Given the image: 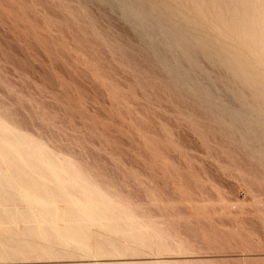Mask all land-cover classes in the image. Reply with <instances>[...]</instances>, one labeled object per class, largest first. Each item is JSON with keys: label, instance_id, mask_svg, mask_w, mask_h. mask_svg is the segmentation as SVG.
Listing matches in <instances>:
<instances>
[{"label": "rangeland", "instance_id": "rangeland-1", "mask_svg": "<svg viewBox=\"0 0 264 264\" xmlns=\"http://www.w3.org/2000/svg\"><path fill=\"white\" fill-rule=\"evenodd\" d=\"M155 1L0 0V124L2 123L4 127L6 126L4 124H8L7 128L11 126V132H14V128L19 134L28 135V137L22 135L26 139L30 136L32 139H29L33 143L42 142L43 147L46 146L45 149H49V153L46 152L48 155L50 154L47 156L48 162L50 159V164L54 165L53 161H56L55 164H57V161L62 158L61 160H65L64 162L70 168L78 166L76 169L80 168L79 172H83L89 178L90 181H87L88 179L83 176L87 183L91 185L94 183L93 185L98 186L103 193L109 194L107 196L112 202L118 201L119 205H123L122 207L129 208L130 214L133 213V217L136 215V222L139 221L140 224L143 221L141 229L146 231L138 229L140 228L139 224V227L134 226L137 223L131 224L135 221L128 222L130 225L123 223V221L127 223L126 219L131 215L125 216V218L122 213L120 214L122 216L119 217H124L125 220L121 218L123 224H117V227L114 223L113 228L119 230L125 228L126 230L128 226L137 227L134 230L131 227L132 233L130 234H134L138 238L140 236L141 239L144 238V241L150 240L154 246L157 243H162L168 248L164 250H159L156 247H147L148 249H146L145 246L142 248L137 246V248L134 243L138 238L133 240L127 232L121 230L119 234V230L114 231L113 228V230L108 228L109 232L104 231V233L103 225L106 224L101 223L104 227L102 228L101 224L98 225L92 221L93 227L90 226L92 223L88 225V230L89 226L91 230L88 233L91 234L85 236L88 238V242L84 239L88 249L87 247L78 249L76 247L80 245L78 243L76 246L73 245L72 243L76 241L73 238H69L70 241L65 242L54 237H44L42 230L47 228L48 221H41L39 219L41 217L38 218L39 220L31 217V219L35 218V220L32 219L33 221L26 218L28 219L26 221V211L24 210L27 209L26 203L16 199L15 202H9L11 204L0 203V206L3 204V207L12 208L11 213H13L9 214L10 216L5 214L7 217L3 219L5 213L3 212L0 217L3 219L0 220L2 221L0 225L4 227H0L1 233L7 240H1L0 264H142V262L143 264H145L144 262L146 264H161L162 262L165 264L164 261L171 264H185L186 262L190 264H264V102H262L264 97L261 101L259 100L264 93L262 94V91L259 90L260 85H263L260 81L261 77L257 80L253 73L255 71L258 75L260 72L259 76H263L264 57H262V53L264 54V52L261 51L264 47H261L260 43L255 45L253 42L252 44L251 37L247 33V36L244 35L247 31H243L241 24L242 20L246 19L245 15L247 16L250 12L251 16H248L253 17L252 14L261 9L259 13L262 15L264 0L262 3L259 1L261 4L254 0L255 4L259 3V9L254 8L256 5H253V1L251 4L249 0L244 3V5L248 3L247 6L238 5V7H235L237 6L235 4L240 2L242 5L244 0H236L238 3L234 0L235 4L231 1L229 3V0H221L225 3L215 0L217 4L220 3L218 5L212 0L216 6L221 4L226 6V3L235 5L234 9L233 5L231 7L222 5L225 9L221 6L220 10L215 6L216 11L210 0H203L204 3L201 0H198L200 2L194 0L199 8L202 7L201 10L195 9L194 5L196 4L192 0H164V3L167 4L171 1L170 5L165 4L167 9L164 7L163 1L159 0L158 4ZM172 1L174 2L172 3ZM178 1L180 2L178 3ZM183 1H188V3L185 2V4ZM190 1L193 4H190ZM150 2L154 5L152 6ZM202 3L204 5H201ZM249 3L253 6H251L253 10L258 9V11H251ZM130 4L136 8L130 7ZM140 4L141 7H139ZM142 4L148 7H144ZM160 4L164 9L159 6ZM187 4H190L191 9L193 7L194 13L193 9L187 10L189 8ZM209 4L212 6L209 7ZM181 5L187 8L185 9L187 12L184 11V7L182 8L185 15L180 8ZM241 7L248 13L243 12ZM156 8L158 11L160 10V13H157ZM204 8H206L205 11L202 10ZM208 8L209 10L212 8L213 12L212 10L208 11ZM226 8L229 13L230 10L236 11L237 8V13L242 12V15L239 14L242 19L237 18L238 14L234 16L236 14L234 11H231V13H235L232 14L234 18H230L231 15ZM168 9H172L174 12V14L172 10V14L168 12L169 17L182 11L181 15L177 13L181 17L175 15L174 20L170 19L167 17ZM222 9L226 10L227 14L224 11L223 13ZM150 10L152 13L155 11V14H150ZM163 10H166V14ZM196 10L201 11V14L198 12V15H195ZM217 10L221 11L219 15L224 14L228 20L233 19L234 21L237 18L234 24L233 21L228 24L230 21L227 20L228 23L225 25L226 18L218 16ZM214 11L216 14L213 16ZM209 12H212L211 16ZM141 14L142 16H140ZM155 15L160 17L157 19ZM165 15L167 16L165 17ZM255 15L258 16V13ZM184 16L189 19L192 16L197 17L196 20H199L201 25L192 17L191 20L195 22L190 20L191 28L194 27V23L198 28H193L191 33L190 24H187L189 19L186 18L188 22L185 23ZM136 17L140 19L138 18V20ZM148 17H152V19ZM163 17L165 19H161ZM176 17L178 19H175ZM149 19L151 23L148 22ZM153 19L154 21L156 19L159 25H155L157 23L154 24ZM159 19L163 20V26ZM248 19L247 17L246 20ZM178 20L179 22L183 20L180 26L178 25L180 23H177ZM210 20L213 23H210ZM214 20L219 21L218 26H214L217 24ZM223 20L222 24L225 27L219 25ZM174 22L180 27L176 26L179 29L173 28L176 25ZM144 23L147 24L144 25ZM166 23L168 25H164ZM232 24L238 27V30L241 26L239 32L240 37L245 36L243 37L244 41L238 35L234 37L236 36L233 29L235 27ZM172 25L174 26L170 31ZM202 25H204L203 28ZM156 26H158L157 31ZM161 26L164 27L163 30ZM212 26L214 27L212 28ZM227 26L230 28L228 29ZM167 27L170 30H167ZM199 28L203 31L198 30ZM214 28L217 31L213 32ZM217 28H221L220 31ZM222 29L224 31H221ZM227 29L231 30V36L230 33H227L229 32L226 31ZM151 31L153 32L151 33ZM168 31L175 37V33H178L179 39L174 37V40L181 42L182 39H185L184 43L181 42L183 46L179 42L177 44L181 45V52V47L176 45L177 41L173 42L172 36L167 34ZM221 32L227 35L225 36ZM235 32L239 34L237 30ZM213 33H219L218 39ZM192 34L194 35L192 38L196 39L198 36L202 38L204 35L203 38L206 40L200 38L201 42L195 39V47L189 49V46H193L191 44L195 42L191 38L189 39ZM196 34H198L197 37H195ZM167 35L171 38H168ZM210 36H214L218 41L222 40V43L213 40L214 38L212 39ZM219 36L221 37L219 38ZM247 37L250 38L251 43ZM209 38L213 40L214 44L210 40L207 41ZM224 38L230 40L232 44L230 42L228 44V41H226L227 44H223ZM237 38L241 39L243 43L236 40ZM245 38L248 39V42H245ZM166 41L170 42L172 46L169 43L167 47ZM186 41L192 43L188 42V44ZM203 41L205 42L203 43ZM198 42L202 43L201 46L205 44V47H200ZM218 43L219 45H217ZM215 44L221 48L220 51L218 48L217 52L213 49L217 47ZM230 44L233 47H230ZM234 44L237 46L245 44L247 49L255 45L252 49L253 51L256 49L254 54L257 58L250 50L248 59L247 52H245L247 49L243 47L240 51L241 47L238 46L237 49ZM221 45L223 47L226 45L225 48L230 47L229 49L224 48L227 53L230 52V55L236 52L233 55L235 57L228 58L229 53H222L224 50L223 47H219ZM175 46L176 49H174ZM171 47L175 51L178 48L177 52L181 54L168 49ZM196 48H200L201 51ZM184 49L185 51H183ZM189 50L190 52L197 50L199 53L191 52L192 54L196 53L194 54L196 57L193 55L192 59V55L190 57L187 53ZM202 51L212 52H208L209 56H206ZM260 52L262 58L258 56ZM209 53L214 56L212 57ZM217 53H221V56ZM244 53L246 56L242 58ZM236 54L238 57L242 55L239 59L242 58L244 61L238 59L240 64L236 61L238 58ZM186 55H189V58ZM220 57L226 58L227 62ZM190 58L193 61L187 60ZM194 58L198 60L194 61ZM254 58L257 61L260 59V64H256L252 60ZM184 59L187 60L186 63ZM229 59L235 60L234 64H239L240 71L237 70L236 66L238 65H234L233 61L228 63ZM174 60L175 63H173ZM219 60L229 64L225 63L228 67L231 64V73L233 70L242 73V67L246 78L243 74L245 79L242 78L243 76L237 71L233 72L231 76L229 68L224 67V63H220ZM249 63L260 66L263 70L256 72L259 67L257 68L255 65H251L252 69H249L250 66H246L250 65ZM252 66H255L257 70L256 68L254 70ZM246 68L252 70H248L252 74L247 73ZM248 74L253 75V77L250 76L252 82L256 79L255 83L260 84H257V88H253L256 87L253 86L254 83L250 85L252 82L249 83ZM235 75L241 83L237 78H233ZM257 75L256 77H258ZM243 80L248 84L244 83V86ZM194 84L196 88H194ZM249 86L250 89L253 86L252 90H249ZM261 88L263 89V87ZM256 91H258L257 94H255ZM258 93H261L262 96ZM248 98L250 99L248 100ZM230 111L234 112L233 116L231 113L229 114ZM252 111H254V115ZM259 112L263 114L261 115ZM241 113L247 120L250 119L251 125L255 123L257 125L248 124ZM241 116H243L242 119ZM249 116L257 117L252 121V118H248ZM231 117L234 118L231 119ZM256 119L259 122L254 121ZM14 133L19 135L16 131ZM6 134L0 133L1 136ZM50 152L54 156L51 157ZM67 159L71 162L67 163ZM73 161L77 163V166ZM1 164L3 166V162ZM4 166H6L5 163ZM4 166L3 168H6ZM73 171L77 172L74 169ZM83 174L81 173V176ZM14 179L16 180V178ZM15 180L13 181L15 183L11 181V183L9 182L10 186L5 187L7 188L6 192L8 190L14 194V191H18L16 188L22 186L18 180ZM10 188L12 189L10 190ZM1 200L3 201L0 198ZM18 204H25L26 208L22 205L18 206ZM63 204L64 201H61V205L57 202L60 212L66 210V206H64L66 204ZM11 205L15 207L13 208ZM9 209L5 210L10 211ZM0 211L2 213L3 208H0ZM20 211H25L22 213H25L24 218ZM17 214L19 215L17 216ZM12 215L13 219H11ZM19 216H21L20 219H18ZM65 216L66 214L59 215L57 217L59 220L56 218L53 225L63 228L69 219V217L66 219ZM131 217L129 218L131 219ZM31 226L44 227L40 229L41 236L29 234L31 232L29 230L33 228ZM24 228L25 230H23ZM23 231L24 233H21ZM26 231L27 233H25ZM47 231L48 228L45 233ZM134 231L137 235L143 231L142 236L140 234L137 236L133 233ZM114 232L116 233L114 234ZM15 233H18L19 237ZM2 235H0V239ZM10 241L12 242L9 243ZM23 241L25 243L27 241V246ZM111 241L123 242L125 250L109 249L111 251L109 254L110 251L99 249V253L95 249L98 243L100 245L103 242L111 243ZM3 242L9 246L12 244L9 248L16 247L7 250L8 246L6 247ZM18 243H22L21 246ZM32 244H35L37 249L43 246L44 250H42L43 247L42 249L40 247L36 251ZM2 245L6 249H3ZM133 247H136L135 250ZM19 248L20 250H18Z\"/></svg>", "mask_w": 264, "mask_h": 264}, {"label": "bare ground", "instance_id": "bare-ground-1", "mask_svg": "<svg viewBox=\"0 0 264 264\" xmlns=\"http://www.w3.org/2000/svg\"><path fill=\"white\" fill-rule=\"evenodd\" d=\"M119 1H121V0H119ZM128 1H130V0H128ZM157 1V2H156ZM155 2H156V4H158V1L159 0H156ZM164 5L165 4H167L166 2L164 3V0H160ZM159 1V2H160ZM169 1V0H168ZM175 1H177V0H175ZM189 1V0H188ZM188 1H183L184 3L185 2H187L188 3ZM194 3H195V1L194 0H192ZM196 1H198V0H196ZM202 2H203V0H201ZM217 2L219 1V0H216ZM216 1L214 0V2H215V4H217L216 3ZM221 1V0H220ZM225 1V0H224ZM224 1H221V2H224ZM230 1L231 2H233L234 4H235V2H234V0L232 1V0H229V3H230ZM236 1V0H235ZM239 1V0H238ZM251 1H253L254 2V8H258L259 9V7H260V5H259V3L261 2L262 3V0H257V2H259L258 3V5H259V7H258V5L257 4H255V1L254 0H249V2H251ZM123 2V1H122ZM121 2V3H122ZM133 2V1H132ZM132 2H129V3H132ZM171 2V1H170ZM170 2H168V4L170 3ZM174 1H172V3H173ZM180 1H178V3H179ZM191 2V1H190ZM198 2H200V1H198ZM212 2V3H211ZM228 2V1H227ZM245 2H248L247 0L245 1L244 0V2H242L243 4L241 5L240 4V2H239V4H235V5H237V6H235V5H233L232 3V5H233V9L235 8V7H238V5L239 6H245L246 4L248 5V3H246L245 5H244V3ZM264 2V1H263ZM142 3H144V2H142ZM151 4H152V2H150ZM149 3V4H150ZM161 3V4H162ZM204 3V2H203ZM201 4V5H204V4ZM206 3H207V1H206ZM210 3L213 5L214 3H213V1L212 0H210ZM225 3V2H224ZM229 3L227 4L226 3V6H225V4L223 5V4H221L220 6H216L215 4H214V6H212V5H210L209 4V7L210 6H212L213 8L216 6V7H218L219 8V10L221 9L220 7L223 5V6H225V7H227V5H229ZM236 3H238L237 1H236ZM260 3V4H261ZM124 4V3H123ZM135 4V3H134ZM134 4H132V5H134ZM136 4H138V3H136ZM135 4V5H136ZM148 4V5H149ZM151 4H150V6H151ZM161 4L159 5V6H161ZM167 4V5H168ZM171 4V3H170ZM169 4V5H170ZM186 4V3H185ZM184 4V5H185ZM190 4H193L192 2L190 3ZM190 4H187V5H189V8L191 7L190 6ZM196 4V3H195ZM218 4H220V3H218ZM217 4V5H218ZM250 4V3H249ZM251 4H252V2H251ZM250 4V6H249V9H251V11L253 10L252 8H251V5ZM128 5V4H127ZM143 5V4H142ZM147 5V4H146ZM154 4H152V6H153ZM174 5H175V3H174ZM232 5H229L230 7L232 6ZM246 5V6H247ZM123 6V5H122ZM144 7H148V6H145V5H143ZM142 6V7H143ZM152 6H151V9H152ZM156 6V5H155ZM158 6V5H157ZM156 6V7H157ZM163 6V5H162ZM161 6V7H162ZM178 6V5H177ZM180 6V5H179ZM193 6V5H192ZM194 6H196V8L195 9H199V10H201V8L202 7H198V4H196V5H194ZM222 6V7H223ZM235 6V7H234ZM262 6V5H261ZM124 7H126V5L124 4ZM123 7V8H124ZM130 7H135V6H131V4H130ZM139 7H141V4H140V6ZM165 8H166V5L164 6ZM164 7H162L163 9H164ZM184 7V11L185 12H187V10H192L193 9V7H192V9L190 8H185V6H183ZM182 5H181V10H182ZM188 7V6H187ZM198 7V8H197ZM253 7V6H252ZM128 8V7H127ZM136 8V7H135ZM150 8V7H149ZM179 8V7H178ZM246 8V7H245ZM125 9V8H124ZM130 9V8H129ZM155 9V8H154ZM167 9V8H166ZM173 10L175 9V8H172ZM172 9H168L169 11H167V13L168 12H170V14H172L171 13V10ZM177 9V8H176ZM185 9H187V10H185ZM205 9L206 8H204V9H202L203 11H205ZM215 9V11H216V9L217 8H214ZM223 9H225L224 7H223ZM221 10L222 12L224 11V10ZM228 9H230V8H228ZM230 10V13H229V11L227 10V8H226V10L228 11V13L231 15V17L230 18H232L233 17V13L234 12H236V14L234 15V16H236L237 14V18L238 17H240V19H242V17H241V15H242V12L241 13H237V8H236V11L235 10ZM242 9H244V8H242L241 7V10ZM248 9V10H249ZM258 9L256 10V9H254L253 10V12H255V11H258ZM132 10V9H131ZM173 10H172V12H173ZM178 10V9H177ZM199 10L197 11L196 10V14L195 15H198V12H199ZM210 10H212V12H213V9L212 8H210ZM209 10V8H208V11H210ZM224 11V12H226V14H227V11ZM240 10V8H239V11H241ZM127 11V10H126ZM134 11V10H133ZM133 11H131V12H133ZM147 11V10H146ZM148 11H149V9H148ZM147 11V12H148ZM151 11V10H150ZM156 11H158L157 10V8H156ZM164 11V10H163ZM166 11V10H165ZM165 11H164V13H165ZM183 11V10H182ZM182 11H181V13H182ZM184 11H183V15H185V13H184ZM208 11H206L207 12V14H208ZM215 11H214V13H212V12H209L210 13V16H211V13L213 14V16L216 14L215 13ZM221 11H219L220 13H221ZM231 11H234V12H232L231 13ZM243 12L245 11V12H247L248 13V11L245 9V10H242ZM263 11V10H262ZM175 12H176V10H175ZM179 12H180V10H179ZM189 12V11H188ZM206 12H205V14H206ZM217 12H218V10H217ZM218 12V16H221V15H219L220 13ZM223 12V13H224ZM250 12V11H249ZM259 12H261V9L257 12L258 13V16L260 15V17H258L257 15H255L254 16V14H257L256 12L255 13H253L252 15H253V17H249V16H251V15H245V18L247 19V17L249 18L248 20H246L245 18V20H242L243 21V23H241L242 24V29H243V31H247V32H245L244 33V35H246V33L249 35V37H251V39H252V44H253V42H255L254 44L256 45L257 43H260L262 46L261 47H264V12L262 13V15H261V13H259ZM150 14L152 13V11L151 12H149ZM148 13V14H149ZM157 13H160V10L157 12ZM156 13V14H157ZM161 13H162V10H161ZM178 13V12H177ZM177 13H175V15L176 16H178V17H181V16H179V15H177ZM181 13H178V14H180L181 15ZM193 13H194V9H193ZM128 14V13H127ZM146 14V13H145ZM152 14H155V11H154V13H152ZM166 14V13H165ZM173 14H174V12H173ZM199 14H201V11L199 12ZM203 15H205L204 13H202ZM225 14V15H226ZM228 14V15H229ZM239 14H241V15H239ZM245 14V13H244ZM147 15V14H146ZM145 15V16H146ZM175 15H173V17H172V15H170V17H169V13H168V16L167 15H165V17L167 16V17H169L170 19L172 18H174L175 17ZM192 15V14H191ZM227 15V16H228ZM139 16V15H138ZM140 16H142V14L140 15ZM144 16V17H145ZM151 16V15H150ZM153 16V15H152ZM156 16V15H155ZM154 16V17H155ZM163 16V15H162ZM187 16V15H186ZM188 16H190V15H188ZM187 16V17H188ZM199 16H202V15H199ZM199 16H198V19H200L199 18ZM217 16V15H216ZM160 16L158 15V17L156 16V18L158 19ZM183 17V16H182ZM185 17V16H184ZM187 17H185V19L187 18ZM193 17V19L195 20V21H197L196 20V18H194V16H192ZM192 17H190L191 19H192ZM203 17V16H202ZM209 17V16H208ZM221 17H223V19H224V17L226 18L225 20L227 21L228 19H227V17L226 16H224V14H222V16ZM220 17V19L222 20V18ZM244 17V16H243ZM137 18V17H136ZM139 18V17H138ZM137 18V19H138ZM146 18V17H145ZM144 18V19H145ZM148 18H150V17H148ZM210 18H215V17H210ZM217 18V17H216ZM234 18V17H233ZM236 18V19H237ZM140 19V18H139ZM138 19V20H139ZM147 19V18H146ZM150 19H152V17L150 18ZM150 19L148 20V22H150ZM161 19H165L164 17L163 18H161ZM167 20H168V18H166ZM175 19H178L177 17L175 18ZM180 20H181V18H179ZM183 20H184V18H182ZM187 19H189V18H187ZM187 19L185 20V23H187L188 21H189V23H187V24H190V28L189 29H191V33H192V29L193 28H195V27H197V26H195L196 25V23H194L195 25H194V27L193 28H191V22H195V21H192L191 19H189L188 21H187ZM205 19H207L206 17H205ZM220 19H218V20H220ZM235 19V20H236ZM239 19V18H238ZM141 20H142V18H141ZM140 20V21H141ZM174 20V19H173ZM173 20H171V21H173ZM182 20V21H183ZM190 20H191V22H190ZM202 20V19H201ZM204 20V19H203ZM217 20V19H216ZM216 20H214L217 24H214V26L215 25H217L218 26V22L216 21ZM220 20V21H221ZM234 20V21H235ZM144 21V20H143ZM157 20L155 19V21H154V19H153V23L155 24V22H156ZM159 21H160V19H159ZM176 21V20H175ZM182 21H180L179 22V20H178V22L177 23H180V24H178L179 26L182 24L181 22ZM199 21V20H198ZM197 21V22H198ZM207 21V20H206ZM225 21V22H226ZM228 21H230V23H228ZM226 23H225V25L228 23V24H231V22L233 21V19L231 20H228ZM234 21H233V24H234ZM239 21V20H238ZM142 22V21H141ZM161 22V24L162 23H164L163 22V20L162 21H160ZM168 22H169V20H168ZM212 21L210 20V23H211ZM214 22V23H215ZM151 23V22H150ZM150 23H149V25H150ZM157 23V22H156ZM175 23V22H174ZM177 23H175L176 25H175V27H173L174 25H172L171 26V30H170V28H168L167 27V30H170V31H172V27L173 28H177L176 26H178L177 25ZM199 23V22H198ZM197 23V24H198ZM204 24H205V22H203ZM209 23V22H208ZM209 23V24H210ZM213 23V22H212ZM222 23H224V20H223V22H221V24L219 23V25H223ZM240 23V22H239ZM143 24V23H142ZM147 24V23H146ZM145 23H144V25H146ZM153 24V25H154ZM173 24V23H172ZM184 24V23H183ZM209 24H208V26H209ZM232 24V25H233ZM236 24V23H235ZM152 25V24H151ZM155 25H159V23H157V24H155ZM154 25V26H155ZM164 25H168L167 23L166 24H164ZM199 25H201L200 23H199ZM198 25V26H199ZM206 25V24H205ZM210 25H212V24H210ZM162 26H163V24H162ZM161 26V27H162ZM178 26V27H179ZM203 26L204 25H202V28H203ZM214 26H212V28L214 27ZM216 26V27H217ZM228 26H230V25H228ZM227 26V27H228ZM234 26V25H233ZM233 26H231V27H233ZM157 27V29H156V31L158 30V26H156ZM169 27H170V25H169ZM183 27H186V26H183ZM221 27V26H220ZM223 27H225L224 25H223ZM235 27V26H234ZM146 28V27H145ZM160 28V27H159ZM163 28L164 27H162V30H163ZM180 28V27H179ZM179 28H177V29H179ZM198 28V27H197ZM196 28V29H197ZM208 28V27H207ZM222 28V27H221ZM220 28V29H221ZM230 27H228V29H229ZM161 29V28H160ZM189 29H187V30H189ZM196 29H194L195 31H198V30H202V29H198V30H196ZM216 28H214V31L213 32H215V31H217V30H215ZM218 29V28H217ZM220 29H218L219 31H220ZM226 29V28H225ZM226 30V31H229V30ZM234 29V33H235V35L236 36H234L233 34H232V37L234 36V37H237V35L239 36V38H241V39H243V37H245L243 34H241V35H243V37L241 36L240 37V30H241V26H240V28H239V30H238V27H235V28H233ZM233 29L231 28V30H232V32H233ZM239 32V34H237L235 31L236 30ZM161 30V31H162ZM167 30L166 29H164V31H166L167 32ZM173 30H175V29H173ZM210 30V29H209ZM208 30V31H209ZM213 30V29H212ZM231 30L229 31V32H227L228 34L231 32ZM155 31V30H154ZM160 31V32H161ZM164 31H162V32H164ZM170 31H168V33L167 34H170L169 32ZM186 31V30H185ZM184 31V33H186ZM203 31V30H202ZM207 31V30H206ZM207 31V32H208ZM221 31H224L223 29L221 30ZM153 31H151V33H152ZM187 32H189V31H187ZM205 32V31H204ZM150 33V32H149ZM158 33H159V31H158ZM165 33V32H164ZM173 33V32H172ZM196 33V32H195ZM198 33V32H197ZM199 33H201V32H199ZM209 33H211L210 31H209ZM220 33V32H219ZM219 33L217 34V33H213L214 35H215V38H216V36L217 35H219ZM222 33V32H221ZM260 33V34H259ZM163 34V33H162ZM190 34V33H189ZM207 34V33H206ZM205 34V35H206ZM213 34H211V35H213ZM222 34H224L225 36L227 35V34H225L224 32L222 33ZM151 35V34H150ZM153 35V34H152ZM161 35V34H160ZM171 35V34H170ZM175 35H176V37L174 36V34L173 35H171L172 36V38H173V42H175V41H177L176 39L174 40V37L175 38H178L179 39V36H178V33L176 34L175 33ZM181 35V34H180ZM185 35V34H184ZM197 35L198 34H196V36L195 37H197ZM221 35V34H220ZM156 36H159V35H156ZM168 36V35H167ZM178 36V37H177ZM187 36V35H186ZM188 36H190V35H188ZM192 36L194 37V35L192 34L191 35V37H189V39L191 38V40H194L195 42H194V44H191V45H193V46H189L190 48L189 49H191V47H192V49H193V47H195L194 45L196 44V40L198 39V41L200 40V38H201V36L199 37L198 36V38L196 39V38H192ZM230 36H231V33H230ZM247 36V35H246ZM161 37V36H160ZM163 37V36H162ZM164 37H166L165 35H164ZM182 37V36H181ZM204 37V35H202V38L201 39H204L203 38ZM206 37V36H205ZM210 37H212V36H210ZM221 36H219V38H220ZM228 37V36H227ZM249 37H247V38H245V42L248 40L249 42H250V38ZM168 38H171V37H169L168 36ZM168 38H167V40H168ZM183 38H186V37H183ZM206 38H208V36L206 37ZM214 38V36L212 37V39ZM213 39V40H216V41H218L217 39H218V36H217V39ZM226 38V37H225ZM224 38V41H223V44H225L226 43V41H228V39H225ZM155 39H157L156 37H155ZM196 39V40H195ZM222 39V38H221ZM230 39H231V37H230ZM233 39V38H232ZM241 39H236V40H239V41H241ZM161 40V39H160ZM163 40V39H162ZM161 40V41H162ZM165 40H166V38H165ZM181 40V39H180ZM185 39H182L181 40V42H183ZM186 40H188V38H186ZM190 40V41H191ZM204 40H206V39H204ZM208 40H210V38L209 39H207V41ZM213 40H210L211 42H213ZM235 40V39H234ZM235 40V42H233V43H235V44H237V41ZM157 41V40H156ZM164 41V40H163ZM169 41H170V39H169ZM172 41V40H171ZM201 41V40H200ZM233 41V40H232ZM243 41H244V39H243ZM247 41V42H248ZM159 42V41H158ZM168 41H166V46H167V44L169 45V43L170 42H168ZM179 41H177V43H176V45L177 44H181V42H179ZM189 41H186V43H188ZM202 42V41H201ZM205 41H203V43H204ZM209 42V41H208ZM218 42H221L222 43V40L221 41H218ZM229 42L231 43V41L229 40L228 41V44H229ZM242 42V41H241ZM240 42V43H241ZM184 43V42H183ZM182 43V44H183ZM185 43V44H186ZM189 43H192V42H189ZM188 43V44H189ZM198 43H200V42H198ZM207 43V42H206ZM215 43H217V42H215ZM243 43V42H242ZM251 43V42H250ZM171 44V43H170ZM181 44V45H182ZM201 44L202 43H200V47H202L203 48V46L205 45V44H203V46H201ZM208 44V43H207ZM211 44V43H210ZM213 44H214V42H213ZM222 44V45H223ZM227 44V43H226ZM232 44V43H231ZM229 45L230 47H233L232 45ZM234 44V45H235ZM246 44V43H245ZM245 44H244V46H240V44L238 45V46H240L241 48H239L237 45H235V46H237V47H235V48H239V50L241 49H243V47L245 48V49H247L246 48V46H245ZM259 44V45H260ZM175 44L173 43V46H174ZM181 45L179 46V45H177L178 47H181ZM198 45V44H197ZM217 45H219V43L217 44ZM216 44H215V46H217ZM219 46V47H223V46ZM248 45H249V43H248ZM254 45V46H255ZM170 46H172V44L170 45ZM183 46V45H182ZM199 46V45H198ZM206 46H208V45H206ZM249 46H251V45H249ZM254 46H252V47H254ZM258 46V45H257ZM168 47V46H167ZM166 47V48H167ZM205 47V46H204ZM225 47H226V45H225ZM225 47H223L222 49L224 50V48ZM230 47H228V48H225V49H229ZM252 47L250 48V49H247V50H249V51H245V50H243V51H245V52H247V57H248V52H250V50H252L251 52H253V54H254V52L256 51V49H255V51H253V49H252ZM208 48H209V46H208ZM211 48H213V47H211ZM218 48V46L216 47V48H213L216 52H217V49ZM249 48V47H248ZM258 48L261 50V48H260V46H258ZM258 48H257V50H258ZM168 49H170V50H174V49H176V46H175V48L173 49L172 47L171 48H168ZM186 49V48H185ZM185 49L183 50V51H185ZM188 49V48H187ZM186 49V50H187ZM196 49H200V48H196ZM219 49V51H220V49L221 48H218ZM232 49V48H231ZM236 49V50H237ZM263 49V48H262ZM181 50H182V47H181V49H180V52H181ZM203 50V49H202ZM205 50V49H204ZM208 50V49H207ZM213 50V51H214ZM235 50V51H236ZM239 50H237L238 51V53H240L239 52ZM240 50V51H241ZM264 50V49H263ZM261 51V52H264V51ZM175 51V50H174ZM177 51H178V48H177ZM177 51H175V52H177ZM197 50H192L191 52L193 53V52H196ZM199 51H201V49L199 50ZM222 51V50H221ZM228 51V50H227ZM233 51H234V48H233ZM259 51V50H258ZM178 53L179 55L181 54V53ZM190 52V50H189V52H187L189 55H190V57H191V55H192V59H193V57L195 56L194 54H196V53H194V54H192ZM198 52V51H197ZM202 52H205V51H202ZM207 52V53H206ZM205 52V54H206V56H209L208 55V52H212V51H206ZM226 52V50H224V52L222 51V53H225ZM250 52V53H251ZM261 52L258 54V56L260 57V58H262V57H264L263 55V53H262V57L260 56L261 55ZM172 53H174V52H172ZM199 53V52H198ZM209 53V54H210ZM229 53V55H227L228 56V58L231 56H233L236 52H234V54L232 53V55H230V52H228ZM227 52H226V54H228ZM242 53V52H241ZM256 53V52H255ZM183 54V53H182ZM200 54H203V55H205L204 53H201L200 52ZM217 54H219V53H217ZM221 54V53H220ZM219 54V55H220ZM225 54V55H226ZM189 55H186V56H188V58H189ZM194 55V56H193ZM210 55H212V57L214 56L213 54H210ZM215 55H216V53H215ZM219 55H218V57H219ZM238 54H236V56H237ZM240 55V54H239ZM243 55V56H242ZM242 55H240L239 57H241L242 56V58H244V56H246L245 55V53L244 54H242ZM185 56V57H186ZM221 56V55H220ZM253 56V55H252ZM251 56V57H252ZM254 56L256 57V55L254 54ZM196 57V56H195ZM223 57H224V55H223ZM230 57V58H231ZM233 57H235V56H233ZM238 57V56H237ZM239 57L236 59V61L237 62H239V64H240V61H238V59H239ZM250 57V58H251ZM187 59L188 61L190 60V61H193L192 59ZM198 58V57H197ZM197 58H194L195 60L194 61H196V59ZM215 58H217L216 56H215ZM222 57H220V59H221ZM227 58V59H228ZM239 59V60H243V59ZM257 58V57H256ZM211 59V58H210ZM217 59H219V58H217ZM217 59H216V61H217ZM226 60V58H222V60ZM234 59V58H233ZM231 60V59H229L228 61V63H231L232 61H233V64H234V61L235 60ZM248 59H249V57H248ZM264 59V58H263ZM262 59V60H263ZM187 60H185L184 59V62L186 63V61ZM198 60V59H197ZM213 60V59H212ZM215 60V59H214ZM252 60H254V62L257 64V63H259L260 64V59L257 61V60H255V58L254 59H252ZM171 61V60H170ZM220 61V60H219ZM219 61H218V63H219ZM231 61V62H230ZM235 61V62H236ZM244 61V60H243ZM243 61L241 62L242 64H243ZM246 61H247V59H246ZM251 61V60H250ZM250 61H248V62H250ZM257 61V62H256ZM264 61V60H263ZM169 62V61H168ZM226 62H227V60H226ZM225 62V63H226ZM173 63H175V60H174V62ZM177 63V62H176ZM220 63H224V62H222V61H220ZM225 63L223 64V66L225 67V66H227V65H229V64H227V65H225ZM245 63V62H244ZM251 63H253V62H251ZM251 63H249L250 65H246L247 67H249V69L251 68V65H255V64H251ZM178 64H180V63H178ZM177 64V65H178ZM197 64V63H196ZM239 64H237V63H235L234 65H238V66H236L237 67V70H239L240 71V69L238 68L239 67ZM241 64V65H242ZM258 64V65H259ZM174 65V64H173ZM176 65V66H177ZM195 65V64H194ZM170 66V65H169ZM179 66V65H178ZM230 66H231V64H230ZM228 67L229 69V72L231 73V70H230V68L231 67ZM244 66V65H243ZM259 67V70H257V68ZM253 68H254V70H255V68H256V72H259V71H262L263 69L262 68H260V66H257V65H255ZM264 65H262V67H263ZM173 67V66H172ZM180 67H181V65H180ZM241 67V66H240ZM232 68L234 69V67H233V65H232ZM245 69V68H244ZM247 69V68H246ZM249 69H247V70H245V71H248ZM252 69V68H251ZM204 70V69H203ZM228 70H226V71H228ZM236 70V71H237ZM235 71V72H236ZM249 71H252V70H249ZM249 71L247 72V73H249ZM264 71V70H263ZM234 72V70L232 71V73ZM234 72V73H235ZM241 72L242 73H240V72H238L237 71V73L239 74H243L244 72H243V70H242V67H241ZM230 73H228V74H230ZM230 74L231 76L233 75V74ZM237 73H236V75H237ZM255 75H254V77L257 79V80H259L260 79V77H261V79H260V81H262V84L263 85H260L258 82H257V84H259L261 87H263V89L261 88V87H259V90L260 91H262V94L264 93V83H263V76H264V73H262L263 74V76H259V74H260V72L258 73V75H257V73H255V71L253 72ZM249 74H252L251 72L249 73ZM248 74V76H247V79L249 80V83H251L252 82V80H251V77L250 76H252L253 77V75H249ZM236 75H235V77H233V78H237L236 77ZM240 75V76H241ZM243 75H245V74H243ZM242 75V76H243ZM256 75L258 76V77H256ZM261 75V74H260ZM191 76V75H190ZM238 76V75H237ZM263 77V78H262ZM242 78H244V76L242 77ZM245 78H246V75H245ZM244 78V79H245ZM239 79L240 80H242L240 77H239ZM254 80L253 82H252V84H250V85H253V83H254V85L253 86H256V87H253L254 89L255 88H257L258 86H257V84L255 83V81H257V80ZM189 80V79H188ZM237 80H238V78H237ZM195 81V80H194ZM239 81V80H238ZM237 81V82H238ZM244 82H243V85H244V83L246 82L245 80H243ZM240 82V81H239ZM241 83V82H240ZM248 84V82L247 83H245V85H247ZM244 85V86H245ZM194 86V88H196L195 86V84L193 85ZM198 87V86H197ZM252 87H251V89H250V86L248 87L249 88V90H252ZM244 88H246V87H244ZM254 89H253V91H254ZM262 89V90H261ZM257 90V89H256ZM253 91H251V92H253ZM259 91V92H260ZM250 92V93H251ZM257 92L258 91H256V93L255 94H257ZM208 94V93H207ZM252 94H254V93H252ZM254 94V95H255ZM261 95L262 96V94L261 93H258V95ZM257 95V96H258ZM256 96V97H257ZM251 97H253L252 95H251ZM256 97H254V99L256 98ZM264 97V94H263V96L261 97V99H259L260 101L262 100V98ZM215 98V97H214ZM241 98V97H240ZM259 98V97H258ZM250 98H248V100H249ZM257 99V98H256ZM258 100V101H259ZM209 101V100H208ZM256 101V100H255ZM259 101V102H260ZM258 102V103H259ZM262 102H264V101H262ZM222 106V105H221ZM243 107V106H242ZM219 108V107H218ZM248 108V107H247ZM238 110V109H237ZM258 110V109H257ZM257 110H254L255 112L257 111ZM250 111V110H249ZM254 111H252V114L254 113ZM258 111H260V109L258 110ZM239 112V111H238ZM241 112V111H240ZM262 112V111H261ZM232 114V116H233V113H232V111H230L229 112V114ZM237 113V112H236ZM235 113V114H236ZM260 113V112H259ZM242 114V113H241ZM250 114V113H249ZM261 115L263 114V113H260ZM243 115V114H242ZM254 115V114H253ZM252 115V116H253ZM257 116H258V113L256 114ZM231 116V115H230ZM239 116V115H238ZM244 116V115H243ZM243 116H241V119L243 118ZM256 116V117H257ZM263 116H264V114H263ZM236 117V116H235ZM255 117V118H256ZM230 118V117H229ZM234 118V117H233ZM232 117H231V119H233ZM238 118H240V117H238ZM244 118H245V116H244ZM248 118H252V117H248ZM254 118V117H253ZM253 118H252V121H253ZM254 118V119H255ZM231 119H229V120H231ZM237 119V118H236ZM235 119V120H236ZM246 119V118H245ZM258 119V118H257ZM257 119L256 120H254V121H257ZM237 120H239V119H237ZM250 120V119H249ZM249 120H245V121H247V123L248 124H250V121ZM1 122V121H0ZM257 122H259V121H257ZM263 122V121H262ZM235 123V122H234ZM244 123V122H243ZM252 123V122H251ZM236 124V123H235ZM256 125H257V123H255ZM254 124V125H255ZM260 124H261V122H260ZM260 124H258V125H260ZM263 124V123H262ZM4 125H6L5 127L3 126V124L1 123L0 124V133L1 134H5V133H7L6 135H0L1 137H2V139L0 138V198L1 199H3V201L1 202L0 201V203H6V202H11V201H14V200H16V199H18V201H22V202H24V203H26V207H27V209H24L25 211H20L21 212V214L23 213V212H25L26 213V217H25V219L26 218H30L29 220H32V219H34L35 220V218H37L36 220H43V221H48V226H47V228H48V231H47V233H45V230L47 229L46 227H45V230H42V232L44 231V237L45 236H48V238L50 237H54L55 239H58V240H60V241H70V239L69 238H73V239H75L76 241H74L72 244L74 245L75 244V246H76V244L78 243L80 246L78 247V245H77V247L76 248H80L81 249V247H87V243L86 242H88V238H86L88 235H90L88 232L89 231H91L90 230V226L92 225V227H93V222H95V223H98V225L99 224H101V223H103L104 222V224H106V225H103V224H101L100 226H104L105 227V230H103V232L105 231H107V232H109L108 231V228H110V229H112L113 228V226H114V223L116 224V226L118 227V225L117 224H123V223H125V224H129L128 222H133V221H135V222H133V223H131V224H134V223H137L136 225L134 224V226H138V224H139V221L138 222H136V215L133 217L132 216V214H130V212H131V210L128 208L127 209V207L126 206H124V207H126V208H124V207H122L123 205H119V203L120 202H118V205L116 204L117 202H115V201H113L112 202V200H110V198L107 196V195H109L107 192H105V193H103L101 190H99V188H98V186L96 187V186H94L93 184L91 185V184H89V183H87V181H90L89 180V178L88 177H86L84 174H83V172H81L83 175L81 176V173L79 172V170H80V168H79V170L78 169H76L78 166H77V163H75L74 161V163L76 164V168L75 167H73L72 168V166H71V168L69 167V165L68 164H66L64 161H62L61 159H59V161H57V164H55L56 163V161H53L54 162V165L53 164H50L49 162H50V159H49V162H48V159H47V156H50V154L48 155L47 154V152L46 151H48V153H49V149H45L46 148V146H45V148L43 147V143L42 142H37V143H33L30 139H32L30 136H29V138H25L26 136L28 137V135H24V134H22V133H20L19 134V132L17 131V130H15L13 127V130H14V132L16 131L19 135V137L17 136V134H15L14 132H11L12 131V129H11V126L10 127H8L7 128V126H9L8 124H4ZM251 125V124H250ZM253 125V124H252ZM251 125V126H252ZM253 125V126H254ZM238 126V125H237ZM262 127V126H261ZM264 127V126H263ZM247 129H248V127H246ZM250 126H249V130H250ZM5 132V133H4ZM256 133V132H255ZM22 135H24L25 137H23ZM7 140L6 142L4 141V140ZM29 139V140H28ZM264 139V138H263ZM36 142V141H35ZM260 142H262L261 140H260ZM8 143V144H7ZM264 143V142H263ZM52 155H51V157L52 156H54L53 155V153L52 152H50ZM56 156V155H55ZM50 158V157H49ZM56 158V157H55ZM52 159V158H51ZM68 161H70L71 162V160H69V159H67V163H68ZM3 162V166H4V163H5V165L6 166H4V167H6V168H3V166H2V163ZM26 169H27V171H26ZM73 169L74 170H77V172L79 173H77V172H75V171H73ZM81 171V170H80ZM13 175H15V176H13ZM83 176H85L86 177V179H88L87 181L85 180V178H83ZM14 178H16V180L14 179ZM12 179H14L15 181H19V183H21L22 184V186H16V185H14V186H16L15 188L18 190V191H14V194L12 193H10V192H8V190H7V192H6V189L7 188H5V187H7V185L8 186H10L9 185V182L11 183V181H12ZM13 180V181H14ZM12 181V182H13ZM13 183H15V182H13ZM91 183V182H90ZM20 185V184H19ZM13 186V187H14ZM12 187V186H11ZM76 187H78V188H76ZM12 188H10V190H11ZM112 199H114V198H112ZM115 200V199H114ZM5 201V202H4ZM61 201H64V204H66V205H64V206H66V210L64 211H61L60 212V210H59V208L57 207V202H59L60 203V205H61ZM15 202V201H14ZM115 202V203H114ZM12 203V202H11ZM11 203H9V204H11ZM17 203V202H16ZM63 203V202H62ZM2 204V205H3ZM7 204V203H6ZM1 205V206H2ZM5 205V204H4ZM13 205H15V203H13ZM20 204H18V206H19ZM22 206H24L23 204H21ZM20 205V206H21ZM0 206V208L2 209L3 208V211H2V213H0V217L3 215V212H5L4 213V217H3V219L4 218H6L7 216H10L9 214H13V213H11L12 212V208H10V207H8V208H6L5 206L3 207H1ZM12 206V205H11ZM16 206H17V204H16ZM13 207V206H12ZM15 207V206H14ZM13 207V208H14ZM25 207V206H24ZM23 207V208H24ZM25 207V208H26ZM9 209L10 211H6L5 209ZM5 210V211H4ZM130 210V211H129ZM16 211V210H15ZM14 211V212H15ZM1 212V211H0ZM17 212V211H16ZM20 212H19V214H20ZM24 213V214H25ZM122 213V215H124V217L126 216V217H128V215H131V216H129V217H131V219H133V220H131L129 217H128V219H126V221H127V223L126 222H124L123 221V223H122V221H121V218H123L124 219V217H119V216H122V215H120ZM124 213V214H123ZM2 214V215H1ZM5 214L7 215V216H5ZM16 214V213H15ZM15 214H14V216H15ZM19 214H17V216L19 215ZM20 214V215H21ZM24 214H22L23 215V218H24ZM66 214V219H67V217H69V221L67 220V225H63V228H58V227H55V225H53L54 224V221H55V219L59 216V215H65ZM13 215L11 216V219H13L12 217H14ZM20 217L21 216H19V218L18 219H20ZM31 217H35V218H32L31 219ZM39 217H41V218H39ZM125 217V218H126ZM15 218H16V216H15ZM39 218V219H38ZM60 218V217H59ZM134 218H135V220H134ZM3 219H0V220H3ZM10 219V220H11ZM28 219H26V221L28 220ZM58 219V218H57ZM130 219V220H129ZM59 220V219H58ZM57 220V221H58ZM61 220V219H60ZM125 220V219H124ZM138 220V219H137ZM25 221V220H24ZM25 221V222H26ZM33 221V220H32ZM93 221V222H92ZM0 222H2V221H0ZM61 222V221H60ZM60 222H59V224H60ZM65 223H66V221H64ZM143 222V221H142ZM141 222V223H142ZM32 223V222H31ZM89 223H92V224H90V226H89V230H88V225H89ZM139 224L140 225V228H138V229H140V230H145V229H141V225L142 224ZM145 223V222H144ZM57 224V223H56ZM61 224H63V223H61ZM146 224V223H145ZM5 225V224H4ZM34 225V224H33ZM96 225V224H95ZM127 225H125V226H127ZM130 225V224H129ZM2 225H0V227H1ZM29 226V225H28ZM35 226V225H34ZM38 226V225H37ZM65 226V227H64ZM99 226V227H100ZM102 226V228H104ZM112 226V227H111ZM133 226V227H134ZM3 227V226H2ZM8 227V226H7ZM13 227V226H12ZM31 227H33V226H31ZM106 227H107V229H106ZM120 227V226H119ZM123 227V226H122ZM130 226H128L127 228H126V230H125V228L124 229H121L122 230V232L124 231V232H127V234H130V233H132V230H134V229H136L137 227H135V228H133L132 226V228L130 227ZM139 227V226H138ZM147 227V226H146ZM4 228V227H3ZM14 228H16V227H14ZM27 228V227H26ZM34 228V229H33ZM31 230H29V231H31V232H29V234L30 233H33L34 235H36V234H39L40 236H41V234L42 233H40L41 231H40V229L41 228H44V227H41L40 226V228L39 227H33ZM97 228V227H96ZM101 228V227H100ZM129 228V230H127ZM1 229V228H0ZM98 229V228H97ZM109 229V230H110ZM114 229V231L115 230H119V229H116V228H113ZM112 229V230H113ZM132 229V230H131ZM153 229V228H152ZM5 230L7 231V229L5 228ZM9 230V229H8ZM10 230H12V229H10ZM23 230H25V228L23 229ZM27 230V231H28ZM102 230H100V231H102ZM112 230H110L111 232H112ZM121 230H119V234L121 233L120 231ZM1 231H2V229L0 230V233H1ZM4 231V230H3ZM27 231L25 232V233H27ZM136 231H138V230H136ZM136 231H134L133 233H135ZM146 231V230H145ZM5 232V231H4ZM8 232V231H7ZM10 232V231H9ZM14 232H17V231H14ZM20 232V231H19ZM104 232V233H105ZM139 232V231H138ZM137 232V233H138ZM142 233H143V231H141ZM11 233V232H10ZM21 233H24V231L23 232H21ZM116 232H114V234H115ZM141 233V234H142ZM148 233H149V231H148ZM16 235H18V233H15ZM112 234V233H111ZM113 234V235H114ZM136 234V233H135ZM139 234L140 233H138V235L137 236H139ZM140 234V235H141ZM0 235H2V233L0 234ZM4 235H6V234H4ZM23 235V234H22ZM25 235V234H24ZM34 235H33V238H34ZM70 237H69V236ZM87 235V236H86ZM95 235V234H94ZM97 235V234H96ZM99 235V234H98ZM110 235V234H109ZM134 234H130V235H128V236H130L133 240H135V239H137L138 237H136L135 235V237L133 236ZM21 236V235H20ZM29 236V235H28ZM67 236H68V238H67ZM86 236V237H85ZM103 236V235H102ZM121 236V235H120ZM127 236V237H128ZM142 236V235H141ZM2 238H3V235L1 236ZM18 237H19V235H18ZM43 237V236H42ZM89 237H91V236H89ZM97 237H99V236H97ZM116 237V236H115ZM129 237V238H130ZM0 239V244H2L1 243V240H5V241H7L6 239ZM41 238V237H40ZM47 238V239H48ZM128 238V239H129ZM130 238V240H132ZM139 238L141 239V237L139 236ZM138 238V239H139ZM8 239V238H7ZM84 239H86L87 241L85 242V240ZM90 239V238H89ZM93 239H95V238H93ZM114 239V238H113ZM118 239V238H117ZM127 239V238H126ZM136 240L135 241V243L132 241V243H134L135 244V246L137 247V246H141V248H142V246H145L146 247V249H148L147 247H149V248H152V247H156V248H158L159 250H164V249H167L168 247L166 246V245H164V244H162V243H157V245H153V242H150V240H148V241H144L143 239H139V240ZM145 239H147V238H145ZM162 239V238H161ZM13 240V239H12ZM15 240V239H14ZM13 240V241H14ZM100 240V239H99ZM106 240H107V238H106ZM160 240V239H159ZM158 240V241H159ZM168 240V239H167ZM21 241V240H20ZM49 241V240H48ZM104 241H105V239H104ZM157 241V240H156ZM12 241H10L9 243H11ZM17 242H18V240H17ZM56 242V241H55ZM76 242V243H75ZM110 242V241H109ZM125 242V241H124ZM5 243V245H6V242H3V244ZM14 243V242H13ZM23 243H25V241H23ZM58 243V242H57ZM96 243H98V242H96ZM123 243V242H122ZM122 243H119L118 241H111V243H101L100 245H99V243H98V245H97V247L95 248L96 250H98V252H99V249H102V251H104V250H106V252H108V251H110L111 249L112 250H119V249H123V250H125L124 248V245L122 244ZM165 243V242H164ZM169 243V242H168ZM19 244V243H18ZM20 244H22V243H20ZM19 244V246H21ZM26 246H27V241H26ZM63 244H64V242H63ZM90 244H91V242H90ZM173 244V243H172ZM12 244H10V246H11ZM33 246H35V244H32ZM133 245V244H132ZM169 245V244H168ZM4 245H2V247H3ZM8 246V247H7ZM9 245H6V247H7V250H9V249H11L12 247L13 248H15L14 246H12L11 248H9L10 247ZM18 246V245H17ZM23 246H25L24 244H23ZM25 246V247H26ZM40 246V245H39ZM127 246V245H126ZM173 247H174V245H172ZM171 246V247H172ZM24 247V248H25ZM30 247H31V244H30ZM29 247V248H30ZM38 247V246H37ZM41 247V249H42V247L43 246H40ZM39 247V248H40ZM91 247V246H90ZM136 247H133V249L134 248H136ZM9 248V249H8ZM12 248V249H13ZM23 248V247H22ZM23 248V249H24ZM28 248V249H29ZM35 248H36V246H35ZM38 248V249H39ZM138 248V247H137ZM3 249H6V248H4L3 247ZM17 249V248H16ZM26 249V248H25ZM31 249H34V248H31ZM31 249H30V252H31ZM37 248H36V251L38 250ZM45 249H47V248H45ZM87 249H88V247H87ZM110 249V250H109ZM132 249V248H131ZM157 249V250H158ZM173 249V248H172ZM18 250H20V248L18 249ZM42 250H44V247H43V249ZM82 250H84V249H82ZM95 250V251H96ZM117 250V251H118ZM135 250V249H134ZM133 250V251H134ZM153 250V249H152ZM156 250V249H155ZM169 250H171V249H169ZM101 251V250H100ZM120 251V250H119ZM13 252H14V250H13ZM16 252V251H15ZM39 252V251H38ZM47 252V251H46ZM63 252V251H62ZM65 252V251H64ZM84 252H86V251H84ZM89 252H90V250H89ZM129 252V251H128ZM136 252V251H135ZM5 254H6V252H4ZM12 253V252H11ZM37 253V252H36ZM35 253V254H36ZM100 253V252H99ZM102 253V252H101ZM111 253V251L109 252V254ZM113 253V252H112ZM116 253V252H115ZM16 254V253H15ZM97 254V253H96ZM104 254H106L105 252H104ZM114 254V253H113ZM1 255H4V254H1ZM10 255V254H9ZM12 255V254H11ZM26 255V254H25ZM38 255V254H37ZM101 255V254H100ZM115 255V254H114ZM174 262H175V260H173ZM188 261H191V260H188ZM159 262H161V261H159ZM167 261H164V263L165 264H171V263H166ZM141 263V262H140ZM145 264H146V262H144ZM163 263V262H162ZM161 263V264H162ZM185 263V262H184ZM187 264L189 263V262H186ZM185 263V264H186ZM129 264V263H128ZM136 264V263H135ZM137 264H139V263H137ZM142 264H143V262H142ZM148 264V263H147ZM150 264V263H149ZM155 264V263H154ZM179 264V263H178ZM190 264V263H189ZM193 264V263H192Z\"/></svg>", "mask_w": 264, "mask_h": 264}]
</instances>
